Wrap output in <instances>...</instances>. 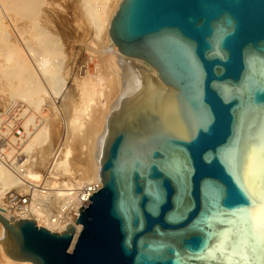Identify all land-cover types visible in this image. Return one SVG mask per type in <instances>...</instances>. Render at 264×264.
<instances>
[{
	"label": "water",
	"instance_id": "obj_1",
	"mask_svg": "<svg viewBox=\"0 0 264 264\" xmlns=\"http://www.w3.org/2000/svg\"><path fill=\"white\" fill-rule=\"evenodd\" d=\"M109 37L133 78L99 147L101 187L61 233L2 215L32 264H264V0H122ZM230 248L227 250L226 248ZM235 258V259H234Z\"/></svg>",
	"mask_w": 264,
	"mask_h": 264
},
{
	"label": "bare ground",
	"instance_id": "obj_2",
	"mask_svg": "<svg viewBox=\"0 0 264 264\" xmlns=\"http://www.w3.org/2000/svg\"><path fill=\"white\" fill-rule=\"evenodd\" d=\"M52 1L53 0H0V8L4 9V11H7L12 16L20 17L25 21L21 27L23 31L18 33L21 40L25 43V48L23 47L24 45L22 46L23 48H21L15 45L9 46L7 43V40L9 42V35L7 32L10 34L11 32H9V26H7V24L5 25V23L3 24L0 18V60L2 62L4 60L3 63L0 61V81L5 82L4 87H6L8 95H10L13 100L21 103L24 108V110L21 111L24 118L21 117L19 111L12 110L1 113L0 138L1 136L8 135V131H3V126L5 124V128L7 129L9 126L20 122L24 130L26 126L33 124L34 120L37 118L34 114L38 112V109L46 104L48 100L56 99L62 81L67 77L64 75L63 78L64 72L65 74L68 73L62 69L63 61L66 57L64 54L65 48L62 44L63 41L61 42L60 37L56 34L58 31L55 29V25L52 21L53 15L55 17L56 13L53 14V12H51V16H48L49 10H54V4L57 5L58 3ZM77 2L79 5L77 8H81L83 17L85 18L82 17L85 21V25L88 23L87 25H90L94 32L92 40L98 47L99 58L96 57V55L93 56L88 46L85 48L89 51L88 53L92 55L90 58L96 57L101 60L96 64V68L93 70H96L94 74H91L87 69V72L85 71L87 74L82 76V78H79L78 75H76L77 79H73L74 77L72 78V80H74L72 89L73 87L77 88L80 94L77 100H71L72 103L70 105L73 107V116L71 115L72 119L68 117L71 119V121H69V129L73 140H76L79 145L84 144L86 148L83 151L84 155L79 161L81 167L75 170V172L72 170L70 172L73 173L75 177L78 176L79 181L88 182L99 175V147L108 117L133 78L131 65L125 61L124 58L143 68L159 82L161 81L157 78L156 71L142 61L128 58L120 54L118 48L109 37L110 22L117 12L122 0H77ZM57 6L56 8H58ZM59 8H61V6ZM47 10L48 14H46ZM60 10L62 11V9ZM59 18H61V16ZM15 34L17 35L16 32ZM99 37H102L101 41H99ZM90 44H92V42ZM94 64L95 63H93V65ZM48 81L49 84L51 82L50 85ZM48 86H50V88ZM78 91L76 90L75 92ZM12 99L9 100L12 101ZM55 101H57V99ZM29 108L32 110L31 113L27 112ZM26 113H28V116L26 115L27 118H25ZM38 117H42V114L38 115ZM54 123L57 124V122ZM59 131V126L56 127L55 130L50 128L47 129L45 125L39 128L37 127L35 132L32 134L28 133V141L23 145L22 153L29 154L32 153L33 150L42 149L48 139L53 141L52 137L57 138L59 136ZM64 166L69 168L68 165ZM28 174H30V172ZM27 178L30 180L38 179L37 176L32 174ZM0 183L2 185L0 189H3V192H0L1 213L4 217L6 214L11 213L17 218L15 213L9 212L6 208V199L9 193L16 191L22 195L23 193L20 191L24 190L19 188V183L13 173L2 166H0ZM0 229L1 237L3 233L1 224ZM78 229H80V227ZM75 242L76 237L71 245L70 251H72ZM0 264L32 263L11 260L0 248Z\"/></svg>",
	"mask_w": 264,
	"mask_h": 264
},
{
	"label": "built area",
	"instance_id": "obj_3",
	"mask_svg": "<svg viewBox=\"0 0 264 264\" xmlns=\"http://www.w3.org/2000/svg\"><path fill=\"white\" fill-rule=\"evenodd\" d=\"M53 120L61 128L59 136L52 137L54 146L42 168L40 153H37L41 149L35 150L33 154H23V145L28 141V133L32 134L42 125L51 128ZM5 125L3 131H8V135L0 138V166L13 173L19 188L24 190L22 195L16 191L9 193L6 208L15 213L17 218L32 220L37 227L45 228L51 233H61L70 224L75 228L74 239H77L82 230L81 226L75 224L80 215L79 209L82 206L87 208L90 204L89 197L92 193H97L101 182L99 175L88 182H81L69 168L60 166L65 153L72 147L67 113L59 110L51 114L44 110L42 117H37L25 130L20 122L7 129ZM29 172L37 173L38 179H28Z\"/></svg>",
	"mask_w": 264,
	"mask_h": 264
},
{
	"label": "rangeland",
	"instance_id": "obj_4",
	"mask_svg": "<svg viewBox=\"0 0 264 264\" xmlns=\"http://www.w3.org/2000/svg\"><path fill=\"white\" fill-rule=\"evenodd\" d=\"M60 1L53 0L52 2H55V3L58 2L57 5H59V6L54 4L55 9L49 10V14H48V10H47L46 14H48V16H51L50 15L51 12H53V14L56 13L55 17L53 15L52 21L55 25V29L58 31V32H56V34L58 35V37H60L61 42L63 41L62 44L65 48L64 54L66 57H65V60L63 61L64 63H63L62 69L65 70L68 74H65V72L62 70L64 72L63 78H64V75L67 77H65L63 79V81L61 83V88H59V90H58V94L56 97L57 101H55L56 99L55 100L52 99L53 101L51 99L48 100V102H46V104L42 105L38 109V112H36L34 114L35 117H38V115H41L42 111H44V110H46V111L48 110L51 114L56 113L59 110H63L64 112L67 113V116L71 118L73 116V107H72V105H70L72 103L71 100H73V99L77 100L79 98V94H80L77 88L73 87V89H72V85H73V81H74V80H72V78L74 77L73 79H77L76 75H78L79 78H82V76L87 74L86 73L87 69L89 70V72L91 74H94V72L96 70L95 71H93V70L96 68V64H98V62L101 61L100 59H98L99 58V51L97 50L98 47H97V45L94 44V41L92 40V38L94 37V35H93L94 32H93L92 28L90 27V25H87L88 23H86L87 26L85 25V21L83 20L84 17H83L81 8L80 9L77 8V7H79L77 0H75V1L74 0H60ZM56 6L58 8H56ZM60 6H61V8H59ZM60 9H62V11H64L65 13L62 12ZM59 10H60V12H59ZM3 11H4V9L0 8V18L3 21V24L5 23V25L7 24V26H9V32H11V34L7 32V34L9 35V37H8L9 42L6 39L7 43L9 44V46L15 45V46H18L21 48H23V47L25 48L24 41L21 40L20 35H18V33L23 31L21 29V27L23 26L25 21L23 19H21L20 17L12 16L7 11H4V12ZM57 14H58V16H57ZM60 16H61V18H59ZM57 18H58V20H57ZM59 23H61V24H59ZM84 25H85V27H84ZM15 32L17 33V35L15 34ZM6 36H4V37H6ZM98 39H99V41H101L102 37H99ZM91 42H92V44H90ZM10 43H12V44H10ZM21 43H22V45H21ZM86 46H88L90 48V51L93 53V56L96 55V57H98V58H96V57L90 58L92 55H90L88 53L89 51L86 50V48H85ZM3 62H4V60H3ZM93 63H95L94 64L95 66L93 65ZM48 84H49V81H48ZM50 84H51V82H50ZM0 85L3 86V87L0 86L1 87L0 88V120H2L1 119V113L5 112V111H12V110L13 111H19V114H21V111L24 110L23 105H21V103H19L18 101L13 100L11 98V96L8 95V93H7L8 91L6 90V87H4L5 82L0 81ZM48 87L50 88V86H48ZM74 90L75 91L77 90L78 92H75ZM76 93H78V94H76ZM8 98L12 99V101L9 100ZM69 98H71V99H69ZM67 102H68V104H67ZM70 109L72 110V112ZM27 112L31 113L32 112L31 108H29ZM28 113H26L25 116L26 115L28 116ZM70 114L72 116H70ZM27 116L25 118H27ZM21 117H23L22 114H21ZM70 118H69V121H71V119H72V118L71 119ZM54 122H56V121L53 120L52 123H54ZM54 124H51V128L47 127V125H45V126L47 129L50 128L52 130H55L56 127H58V126L61 128V125H59L58 122H57V124L56 123H54ZM49 141H50V139H48L47 142L43 145L44 147L43 148L41 147L42 149L39 152H37V153H40L42 168L45 167L46 159L50 155L51 149L54 146V142L52 140L50 142ZM71 141H72V147H70V149H68L67 152L65 153V159H63V161H61L60 166H62L64 169H67L64 165H68L70 171L72 170L73 172H75V170H77L81 167V165L79 164V161H80L81 157L84 155L83 151L86 147L84 144L79 145V143H77L76 140H73L72 137H71ZM34 151L35 150H33V152L29 153V154H33ZM36 151H38V150L36 149ZM31 174L37 176V178L39 176L37 173L30 172V174H28L27 177H29V175H31ZM0 186H2L1 183H0ZM0 192H3V189H0ZM20 192L23 193L24 191H20ZM0 233H1V229H0Z\"/></svg>",
	"mask_w": 264,
	"mask_h": 264
},
{
	"label": "flooded vegetation",
	"instance_id": "obj_5",
	"mask_svg": "<svg viewBox=\"0 0 264 264\" xmlns=\"http://www.w3.org/2000/svg\"><path fill=\"white\" fill-rule=\"evenodd\" d=\"M226 249L230 250L229 247ZM231 259H233V257H230L227 254H223L221 253V251H217V252H214L213 254L206 255L204 261L216 262V263L220 262L221 264H226Z\"/></svg>",
	"mask_w": 264,
	"mask_h": 264
}]
</instances>
